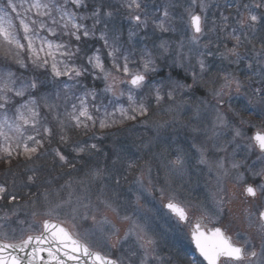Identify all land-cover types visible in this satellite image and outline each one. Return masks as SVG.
<instances>
[{"label": "snow or ice", "instance_id": "6c2138e0", "mask_svg": "<svg viewBox=\"0 0 264 264\" xmlns=\"http://www.w3.org/2000/svg\"><path fill=\"white\" fill-rule=\"evenodd\" d=\"M196 3L197 0H192L191 5L184 10L187 18L181 17L185 28L190 33L188 51H184L185 42L183 39L175 48H172L168 41L161 40L159 45L155 46V51L142 50L139 63L130 59L132 53L125 48L118 34L113 35L110 39L106 31H101L98 39L103 41V47L107 49V59H102L99 48L86 57L79 55L82 51L80 44L96 35V25L101 22L100 7L95 8L90 16L82 15L75 10L85 7V0H18V2L17 0H5V2L0 3V49L4 50L5 59L11 61L10 64L0 65V153L9 158L15 153L17 157L22 156L25 160L32 161L45 155V141L47 140L50 144L54 136L59 137L61 144L71 147V151L76 154L73 159L82 153L88 155L98 153L100 149L97 144L74 141L68 135L67 129L83 128L89 130L97 125L101 129L111 127L117 122V112L121 122L135 120L138 115L146 116L149 112V106L143 98L137 99L139 93L145 89H147V95L154 97L155 102L159 105L164 99L161 93L167 84L169 87L167 98L174 100V94L177 91L192 89L193 85L187 84L181 79H174L172 76L158 83H149L150 75L157 72L156 61L158 58H166V56L172 55L174 56L173 63L177 67H184L185 61H189L190 64V56L195 53L198 56L196 63L199 64L200 72L197 74L194 65H190L193 68V84L200 83L207 86L209 93L216 99V105L211 106L215 112V117L211 127L206 126L204 129L206 133H210L207 140L213 142L212 147L217 152L226 151L227 145L236 142L237 138L246 141L244 148L247 153L255 154L256 162L261 165L260 170L255 171L254 162L249 171L253 178L260 177L262 182L256 187L252 184H246L244 192L252 198H256L258 192L264 195V129L258 128L253 132L249 128L248 131L251 134L246 135L240 127L235 126L234 122L229 119L226 111L219 107L224 103L223 98L225 96L231 99L233 92L237 95L247 96L248 91H243L247 89L254 93V97L248 100L246 108L256 107L261 114H264V36L260 38L259 48L255 43L256 37L253 35L251 39L249 38V34H254L257 31V26L264 23V15L258 16L251 11L240 12L238 8L239 18L235 21L237 27H233L232 31L226 34L227 38L233 41L232 47L225 44L224 50L216 53L222 61H226L228 64H239L242 61H247L245 67L249 75H247L246 80L242 81L237 74L228 70H218L211 74L209 80H204V74L209 72V66L204 59L200 58L205 54L197 52V49L200 47V38L205 35L206 18L193 11L192 6ZM121 6L128 10L126 18L132 22L135 28L148 27V16L145 14L144 18H141L140 13L143 12L141 0H123ZM199 7L200 12L203 13L208 8V4L204 0H200ZM243 7L248 9L249 5L244 4ZM255 7H264V0L257 3ZM10 12L15 13V16H10ZM112 15V11L104 12L105 17H112ZM89 18H94L91 28L82 23ZM14 21H18V24ZM221 21L219 31L224 32L229 27V17L222 14ZM153 23L155 30L161 33L176 30L169 26L172 24V17L167 7ZM216 29V21H213V27L209 28L208 31L215 32ZM42 33H47V35ZM135 34V31L130 30L129 40ZM61 37H68L69 40L64 41L60 39ZM72 41L76 42L75 46H73ZM208 43L210 44L211 41ZM246 44H250L252 47L246 49L242 54L241 49ZM203 47L207 48L208 44L203 45ZM249 51L252 53L250 60L247 55ZM207 54L212 55L213 53L208 52ZM78 59H86V64L76 63ZM108 61L111 62L110 68L106 67ZM12 64L18 66L19 69H25L30 64L35 69H44L45 71L39 75L29 76L23 73L17 75V72L12 69ZM133 65L136 66L133 67ZM88 66H90L94 78H102L105 82L102 91L111 94L116 100L126 96L128 108L116 105L113 112H109L105 108L103 116H99L100 106L94 103L90 105L88 100V97H92L93 102L95 101L97 96L95 89H87L82 95H75L73 89L80 83V78L89 72ZM69 81L74 83H69ZM218 82L219 86L216 87ZM47 83H52L57 89L55 101L52 100L50 91H41ZM121 85L125 87H121ZM61 96L66 105L73 99L78 103H71L70 111L66 110L62 114L57 113L56 110L60 107L58 101ZM41 106L47 109V113L42 114ZM90 107L95 108L97 114H93ZM200 111V106L197 105V117H199ZM48 113H54L52 118L56 121L55 126H51L47 121ZM240 123L245 122L241 121ZM158 126L162 127L163 125L158 124ZM224 129L231 130L232 139L217 143L220 141ZM193 131H201V129L194 127ZM192 147L199 153L198 163L207 165L211 171L213 164L205 155L207 148L196 144H193ZM237 147H239V143H237ZM51 151L61 165L74 167L63 150L53 148ZM231 155L233 157L231 167L233 169L240 168L242 161L234 159L235 150ZM125 162H127L128 171L137 166L135 161H126L117 151L116 158L112 160V171L118 174L120 169L116 166L118 164L123 165ZM162 166L165 168L167 187L157 188L151 179L148 181L149 186L153 191L159 192L161 198L167 201L164 204L165 208L180 221H186L188 219L187 208L178 200V192L172 188L170 179L171 176L182 172L184 169L183 150L179 149L175 159L169 160L167 164ZM147 167L148 172L151 173V166L148 165ZM215 167L217 170L226 171L224 159L221 158L216 161ZM32 171L33 175L27 177L28 184H34L37 179L35 169ZM104 175L105 171L100 168H91L88 172L92 181ZM115 182L119 185V178ZM76 183L83 184V181ZM135 183L144 189L139 177ZM67 187L69 189L68 199L61 200L59 203H53L49 199L50 194L47 189L41 194L46 207L44 216L50 218L53 215H58L62 208L67 207L69 212L66 215H70L75 221L79 215V208L87 209L89 207L88 204L83 203L86 198L83 195L76 196L75 203H73L74 189L72 183L69 182ZM63 188L64 185H61V189ZM144 191H148V189H144ZM101 193H103V188ZM5 199L9 204L17 200V196L9 192L7 183L0 184V200ZM222 202L223 198L217 203ZM35 206L36 202L33 201V207ZM108 206L111 207V204ZM245 211L249 224H255L259 233V251L255 248L251 250L245 248L244 245L250 243L249 239L245 238L243 244L234 242L233 237L226 235L220 227L207 228L202 223V219L198 218L191 229V239L207 264H264V204L256 205L254 211L252 209ZM32 215L35 217L38 213L33 211ZM80 218L87 220V213ZM124 219L129 218L124 217ZM93 220L94 229L86 232V236L96 235V232H99L98 239L105 241L117 235L116 230L107 220L95 221V217ZM105 225L108 227L105 228ZM32 227L36 226L33 225ZM130 235L136 237L139 247L144 250V255L140 258L139 264H149V249L154 241L147 237L144 226L135 223L125 233L124 240H127ZM121 242V239L117 238L113 246L120 245ZM42 245H48V247H42ZM29 246L32 247V251L28 253L27 264H40L42 260L40 254L43 252H47L48 256V260L43 261V264H67V262H72V264H125V257L113 259L100 251L93 250L78 233L64 227L63 222L53 223L51 219H43L37 231L21 239L18 243H0V264H25L24 257L13 255L8 250L23 251ZM136 256V251L130 249L127 254L128 264H134L133 258Z\"/></svg>", "mask_w": 264, "mask_h": 264}, {"label": "rangeland", "instance_id": "374dc122", "mask_svg": "<svg viewBox=\"0 0 264 264\" xmlns=\"http://www.w3.org/2000/svg\"><path fill=\"white\" fill-rule=\"evenodd\" d=\"M191 2L192 0H141L143 7V12L140 13L141 18L143 19L145 14L148 16V27L137 29L126 18L128 10L121 6L123 0H85L86 6L75 10L82 15L90 16L95 8L100 7L101 22L96 25V35L80 44L82 51L79 55L86 57L99 48L101 49L102 59H107V49H104L103 41L98 39L101 31H106L110 39L113 35L118 34L125 48L132 53L130 59L137 61V63L140 61L143 49L155 51V46L159 45L161 40L168 41L171 47L175 48L179 41L183 39L185 42L184 51L187 52L190 33L185 28L181 17L187 18L184 10L191 5ZM204 2L208 4V8L203 13L200 12V0H197L196 5L192 6L193 11L206 18L205 35L200 38V47L197 49V52L205 54L200 58L204 59L209 66V72L204 74V80H209L211 74L218 70L233 71L242 81L246 80L247 75H249L245 67L247 61H242L239 64H228L226 61H222L216 53L223 51L225 44L228 47H232L233 41L228 39L226 34L231 32L233 27H237L235 23L236 19L239 18L237 9L239 8L240 12L247 13L251 11L258 16L264 15V7H255L262 0H204ZM225 4L232 6L231 14L223 11ZM244 4H248L249 8L245 9L243 7ZM165 7L168 8L172 17V24L169 26L174 27L176 30L161 33L155 30L153 21L161 16ZM105 11H112V17H105ZM222 14L229 17V27L224 32L219 31V25L222 23ZM213 21H216L217 29L215 32H209L208 29L213 27ZM82 23L91 28L94 18L86 19ZM130 30L136 33L131 40H129ZM45 34L47 35V33ZM253 35L256 37L255 43L257 48H259L260 38L264 36V23L259 24L257 31L254 34H249V38L251 39ZM60 39L69 40L68 37H61ZM209 41H211L210 44L208 43ZM75 43V41H72L73 46H75ZM205 44H208L207 48L203 47ZM251 47L252 45L246 44L241 49L242 54L246 49H251ZM208 52L213 54L208 55ZM247 55L250 60L252 53L249 51ZM2 56L0 65L11 63L10 60L5 59L4 51ZM197 58L198 56L195 53L192 54L190 56V64L189 61H185L184 67H177L173 63L174 56L172 55L157 59V72L154 75H150L149 83H158L172 76L174 79H181L187 84H192L193 87L192 89L177 91L174 94L175 99L169 100L167 98L169 87L165 84L161 93L164 99L159 105L155 102L154 97L147 95V89H145L139 93L137 99L143 98L144 102L149 106V112L146 116L138 115L135 120L121 122L117 112V122L111 127L101 129L97 125L89 130H84L83 128L67 129L68 135L71 136L72 140L97 144L100 149L98 153H93L92 155L82 153L79 157L73 159L76 154L71 151V147L61 144L59 137L54 136L52 139L56 146L51 147V144H49L48 149L44 150L45 155L40 156L38 159L27 161L22 156L17 157L13 153L11 158L6 159L4 166L1 165L0 161V167H3L0 170V184L7 183L9 192L17 196V200L11 204L7 202V199L0 200V241L9 243L20 241L27 235L37 231L43 219H51V221L63 222V225L70 231L78 233L82 239H85L93 250L103 252L108 256L113 252L115 254L114 258H116V251L114 250L125 248L126 244L132 239L135 240L132 242L136 243L137 251H144L139 247L135 236L130 235L127 240H124L125 233L129 228L133 227L134 223L142 226L147 224L141 214L146 211L147 207H149V210L153 209L151 206L160 208L167 202L161 198L159 192L152 190L148 181L151 179L157 188L161 186L167 187L165 184V168L162 165L167 164L169 160L175 159L179 149L183 150L185 166L182 172L170 177L171 186L177 190L178 200L186 206L188 211L194 209L199 214H196V216H200L199 212H208L207 209L212 207L215 208L216 214L223 208L229 207L235 213V216H239L242 215L243 210L241 209L246 208V201H248V206L251 207L264 204V195L259 192L256 200L252 201L244 198L243 188L246 184H250V181L256 182L257 185L261 183V178H253L249 171L254 162L255 171H259L261 165L256 162L255 154L247 153L244 148L246 141L237 138L236 142L227 145L226 151L217 152L212 147L213 142L207 140V136L210 133H206L204 129L206 126L208 128L211 127L212 120L215 117V112L211 106L216 105V99L209 93L207 86L200 83L193 84V68L190 65H194L195 72L199 74L200 68L199 64L196 63ZM76 63L86 64V59H78ZM29 66L31 65L29 64ZM135 66L133 65V67ZM28 67L21 70L27 71ZM88 67L89 72L80 78V83L73 89L75 95H82L87 89H95L97 92L95 101L93 102L92 97H88V100L90 105L94 103L100 106L99 116H103L105 108L109 112H113L116 105L128 108L127 97L124 96L116 100L111 94L104 93L102 89L105 86V82L102 78H94L90 66ZM106 67H111L110 61H108ZM17 68L18 66L12 64L13 71L17 72ZM32 69L33 72H30V75H39L45 71L44 69L37 70L33 67ZM41 79H43V76H41ZM69 83L74 82L69 81ZM218 86L219 82L216 84V87ZM121 87L125 86L121 85ZM41 91H50L52 100L55 101L57 89L52 83H47ZM243 91H248V95H237L233 92L232 98L229 99L228 96H225L223 98L224 103L219 105V107L226 111L235 126L240 127L246 135H250L249 128L254 132L256 129L264 127V114H261L256 107L246 108L248 100L254 97V93L247 89ZM58 103L60 107L56 112L62 114L66 110H71V103H78V101L73 99L66 105L61 96ZM197 105L201 109L199 117L196 116ZM41 111L42 114L47 113V109H44L43 106H41ZM90 111L93 114H97L93 107H90ZM234 113L237 114L233 115ZM53 115L54 113L47 114V121L51 126H55L56 123L52 118ZM241 121L245 123L241 124ZM158 124L163 126L160 127ZM194 127L201 129V131H193ZM54 130L58 131L55 128ZM222 131L223 135L217 143L232 139L230 129ZM237 143H239V147H237ZM193 144L207 148L205 155L213 164L211 171L207 165L198 163L199 153L192 147ZM53 148L63 150L74 167L61 165L54 158V153L51 151ZM233 150L236 152L235 160L239 155L243 157L241 167L238 169L231 167ZM117 151L126 161H135L137 166L128 171L127 162H125L123 165L118 164L116 166L120 169L118 174L113 172L112 160L116 158ZM3 156L6 158L4 154ZM221 158L224 159V169L226 171L217 170L215 167V162ZM17 159L19 160L17 161ZM246 159H252L249 167L244 166L243 160ZM148 165L151 166V173L148 172ZM91 168H100L105 171V175L92 181L88 176ZM32 169H35L37 179L34 184H28L27 177L33 175ZM58 169L61 170V173H58ZM109 173H111V176H109ZM124 177L127 178L125 179ZM138 177L141 179L144 189H148V191H144L135 183ZM117 178L120 180L119 185L115 182ZM77 181H83V184L76 183ZM69 182L72 183L74 189L73 203H75L76 196L83 195L86 197L83 203L88 204L89 207L87 209L80 207L78 218L75 221L72 220L70 215H66L69 212L67 207L62 208L58 215H53L50 218L44 216L46 207L41 194L47 189L50 194L49 199L53 203H59L61 200L68 199L69 189L67 185ZM61 185H64L63 189H61ZM102 188L103 193H101ZM137 197H139V200H137ZM221 198H223V202L218 204L217 202ZM33 201L36 202L35 207H33ZM108 204H111V207ZM131 206L132 208L128 209ZM33 211H36L38 215L34 217L32 215ZM85 213L88 216L87 220L80 218ZM157 215H159L160 221H155V223L158 227L163 228L162 231L164 232L165 218L159 212H157ZM93 217H95V221L107 220L110 222L117 235L105 241L98 239L99 232H96V235L86 236V232L94 229ZM124 217L129 219H124ZM33 225L36 227H32ZM107 227L108 225H105V228ZM117 238L121 239L122 242L119 246H113ZM114 247L116 248L114 249ZM149 250L150 254L154 256H152V259L151 257L149 258L151 259L149 264H158V261H155L156 252L152 248ZM162 262L164 263L163 260Z\"/></svg>", "mask_w": 264, "mask_h": 264}, {"label": "flooded vegetation", "instance_id": "af4514ba", "mask_svg": "<svg viewBox=\"0 0 264 264\" xmlns=\"http://www.w3.org/2000/svg\"><path fill=\"white\" fill-rule=\"evenodd\" d=\"M215 208H209L207 211L199 212L187 210L188 219L186 221H180L170 211H167V215L164 216V232L163 228L153 229L150 232V238L154 241L151 246L156 252L157 256L162 260H167L172 264H206L197 255L195 248L192 246L191 241V229L195 225L198 218L202 219V223L207 228L220 227L224 230L225 234L233 237L234 242L243 244L244 239H249L250 243L244 245L246 249L250 250L251 246L258 243L259 233L257 232L256 225H250L246 218V209L255 210V207L248 206L246 201V208H242V215L235 216V213L230 208L222 209V212L216 214ZM219 215V216H218ZM159 235V236H158ZM166 237L168 240L165 243L160 242V237ZM131 242V241H130ZM119 246V245H118ZM117 246V247H118ZM116 247H114L115 249ZM121 250V249H120ZM116 251V250H114Z\"/></svg>", "mask_w": 264, "mask_h": 264}, {"label": "trees", "instance_id": "16d2710c", "mask_svg": "<svg viewBox=\"0 0 264 264\" xmlns=\"http://www.w3.org/2000/svg\"><path fill=\"white\" fill-rule=\"evenodd\" d=\"M4 2H5V0H3ZM17 2H18V0H17ZM0 3H1V0H0ZM181 13V12H180ZM10 16H15V14L14 13H11L10 12ZM33 16H34V14H33ZM35 18V17H34ZM14 23H16V24H18V21H14ZM46 35V34H45ZM4 50L3 49H0V58L2 59V52H3ZM31 70V71H30ZM33 69H32V67L31 66H29L28 67V70L27 71H25V70H21V69H19V68H17V72H18V75H20L21 73H23L24 75H29L30 76V72L32 73L33 71H32ZM38 70V69H37ZM51 147H55L56 145H55V143H54V140L52 139L51 140ZM48 147H49V143H48V141L46 140L45 141V149H48ZM50 147V148H51ZM1 155H0V161H1V165H3L4 166V164H5V161H6V159L8 160L9 159V157H7L6 156V158L3 156V154L2 153H0ZM19 159H17V161H18ZM23 163H24V161H22ZM3 169V167H0V170H2ZM58 173H61V170L60 169H58ZM52 172H53V170H52ZM54 172H55V170H54ZM54 174V173H53ZM40 180V179H39ZM122 196V195H121ZM123 198H125V197H123Z\"/></svg>", "mask_w": 264, "mask_h": 264}, {"label": "water", "instance_id": "95a60500", "mask_svg": "<svg viewBox=\"0 0 264 264\" xmlns=\"http://www.w3.org/2000/svg\"><path fill=\"white\" fill-rule=\"evenodd\" d=\"M42 247H48V245H42ZM8 251L11 252L13 255L24 257L25 258V264H27L28 253H30L32 251V247L29 246V247L25 248L23 251L16 250L15 252H13L12 249H9ZM198 253H199V251H198ZM40 255L42 257L40 264H43V261L48 260L47 252H43ZM205 262L207 263V261H205ZM67 264H72V262H67Z\"/></svg>", "mask_w": 264, "mask_h": 264}]
</instances>
